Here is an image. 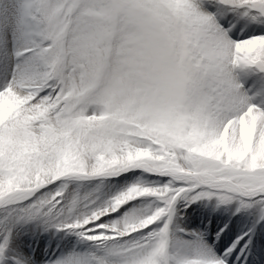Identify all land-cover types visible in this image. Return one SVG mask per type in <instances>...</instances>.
<instances>
[{
	"label": "snow or ice",
	"instance_id": "snow-or-ice-1",
	"mask_svg": "<svg viewBox=\"0 0 264 264\" xmlns=\"http://www.w3.org/2000/svg\"><path fill=\"white\" fill-rule=\"evenodd\" d=\"M136 170L167 182L104 197ZM212 200L252 217L221 255L228 224L173 228ZM0 209L88 245L54 264H264V0H0Z\"/></svg>",
	"mask_w": 264,
	"mask_h": 264
},
{
	"label": "rangeland",
	"instance_id": "rangeland-1",
	"mask_svg": "<svg viewBox=\"0 0 264 264\" xmlns=\"http://www.w3.org/2000/svg\"><path fill=\"white\" fill-rule=\"evenodd\" d=\"M223 19H232V21L234 23L237 22V20L239 19L238 17L235 16V14L233 13H226L223 17ZM254 26L252 25H247L245 26V23L243 21H240L239 23H237V29H234V35H233V39L234 40H242V39H246L247 38V33L253 28ZM144 176V178L146 180H148L149 182H155L157 184H164L167 182V178H162V177H151V176H147L146 174H143L141 171L139 170H136V171H133V172H129L126 174V177H122V178H117V179H107L105 180L103 183H104V188H103V194H104V197L105 198H108V197H111V196H114L115 194H117L118 192L122 191L124 188H126L129 184L133 183L138 177H141V176ZM95 182V183H94ZM98 183V181H86V182H76L73 184V187L74 188H78L79 192L81 194H86L87 192L91 191L95 186L96 184ZM84 184V186H83ZM56 190V187L53 186V188L51 189L52 192H54ZM141 205V204H139ZM137 205V206H139ZM129 205H126L124 207V209H122L119 213L117 214H114L111 219H115L116 216L118 215H122L124 211H127V207ZM132 207V206H131ZM232 207V206H231ZM237 207V206H236ZM236 207L233 206L231 209L236 210ZM130 208V207H129ZM213 208L215 209H218L217 207H214V206H205L203 209H200V212L203 211V212H206L207 213V216L209 217L210 221L208 222V224L210 223H213V217L215 215V210H213ZM126 209V210H125ZM228 207L227 209L225 210V213L224 214H227L228 213ZM230 210V209H229ZM2 212V213H1ZM7 211L3 210L1 211L0 210V230H2L4 228L3 231L5 230H8L10 229L12 231V234H16V233H20V229L22 230V232H30L31 236H35V237H38V233L40 229H35V228H32L30 224H25L24 226H28V228L25 230H23L22 228L24 226H18V222L15 224V225H7V223H4L3 221V218L6 216ZM185 212H182V215H184ZM222 215V214H221ZM190 217V216H189ZM235 218H228V217H225V218H220L222 219L219 224H223L226 223V222H232V225L235 224V228L236 226L238 227V229H235L233 228V230H236V231H232L230 230V233H231V237L228 239V241H222L224 237H222L220 240L222 241H219L218 244H216V249H217V252L216 254H219L220 255L222 254V251L221 249L227 247L230 245V243L235 239V237L237 235H240L242 234L244 231H247V228L251 225V220H252V217L249 213H246V212H241L239 215H234ZM110 217H106L105 220L107 221V219H109ZM228 218V221H226L225 219ZM32 222H35V223H42V226H44L45 228L46 227H56L57 224L61 223L62 220L60 219H53V218H50V217H41V218H38ZM178 222V221H176ZM201 223H198V224H202V225H198L197 223L193 222L192 221V224L188 222V219L186 218L185 220H183V222H178L179 224H184L185 227H183L182 225L180 226L181 228L185 229L186 231H189V232H193V231H197V232H207V239H208V243L209 244H215V232L216 231H219V229L221 227H223L222 225L219 226V225H215L214 229L215 231H213V228L210 229L208 226H206V224H204V220L200 221ZM178 223H176L175 225H179ZM4 224V225H3ZM204 224V225H203ZM174 225V227H175ZM175 229V228H174ZM13 241H11L12 243ZM23 242L25 243V246L23 247H19V246H15V245H11L10 246V249H9V254H10V258L14 257V258H18V259H23V260H26V261H29V256H31L30 254H32V251L31 250H28L24 253V255H22L21 257H19L18 255H16L15 253L17 252V250L19 252H23V249H25L26 247H30L34 241H33V238H28V237H23ZM47 243V242H45ZM222 244V245H221ZM48 246V245H47ZM46 246V247H47ZM69 253H63L60 255L59 258H62L64 256H67ZM22 257H25V258H22ZM58 258V259H59ZM44 259V257H43ZM249 259V257H248Z\"/></svg>",
	"mask_w": 264,
	"mask_h": 264
},
{
	"label": "bare ground",
	"instance_id": "bare-ground-1",
	"mask_svg": "<svg viewBox=\"0 0 264 264\" xmlns=\"http://www.w3.org/2000/svg\"><path fill=\"white\" fill-rule=\"evenodd\" d=\"M83 186H84V184H83ZM139 204H142V201L136 200V201L132 202L131 204H129V206L126 209H128L129 207L134 206V205L137 206ZM211 205L216 207V201L215 200H212L211 202H209V201H198V202L192 204L187 210H185L184 203L182 201L179 202L177 204L178 213H177V218L175 220V224L178 222H183V220H185L186 218L188 219V222L191 224H192V221L198 224V223H201L200 221L204 220V222H205L204 224H206V226H208L210 229H212V228L214 229L215 225L224 226L223 224H219L220 222H222L221 221L222 219H220V218H225V217H228L229 219L235 218L233 215L234 210H232L231 208L233 206L236 207L237 206L236 204H232V205H228V206H221L218 209L213 208V210H215V215L212 219L213 223L208 224L210 219L207 216V213L203 212V211L200 212V209H203L205 206H211ZM227 207L230 210L228 209V213L224 214ZM0 210L3 211L5 209H0ZM5 211H7V210H5ZM12 211H15V210H12ZM182 212H185V214L182 215ZM5 215H10L9 211H7ZM181 217H182V219H181ZM228 218L225 220L228 221ZM109 219H111V217ZM3 220H4V218H3ZM176 221H178V222H176ZM3 222L7 223V225H15L17 223L15 221H12V222L3 221ZM25 224H30L31 227L35 228L36 230L40 229L39 232H37L38 237H35L33 235L31 236L30 232H28V233L22 232V230L20 229L19 230L20 233L12 234V240L11 241H13V242L11 243V245L23 247V246H25V243L23 242V237H28L29 239L33 238L34 243L30 247L28 246L25 249H23V252H19L17 250V252L15 253L16 255L21 257L22 255H24V253L26 251L31 250L32 254H30L31 256H29V261H27L28 264H54V262L63 253H69L70 254L73 252H82L88 248V245L82 243L78 239V237L71 232L58 231L56 227H49L48 226L45 228L44 226H42V223H40V222L38 224L35 222H32V221L27 222V223L18 222V226H21V227L24 226ZM224 224H228L229 229L222 236V237H224L222 241H228V239L231 237L230 230H232L233 232L236 231V230H233V228H235V224L232 225V222H226ZM181 225L183 227H185L184 224H179V227ZM198 225H202V224H198ZM28 226L29 225L24 226L22 229L26 231ZM173 228H175V227L173 226ZM235 229H238V227L236 226ZM3 230H4V228L2 230H0V233H3L4 232ZM258 231H259V229H258ZM187 232H189V231H187ZM185 238L187 239V237H185ZM254 239H255V237H254ZM45 242H47V243H45ZM253 253H254L253 255L248 256L249 261H253L254 259H257V260L259 259L258 256H255V250H253ZM217 255H220V253ZM43 257H44V259H43ZM22 258H25V257H22Z\"/></svg>",
	"mask_w": 264,
	"mask_h": 264
}]
</instances>
